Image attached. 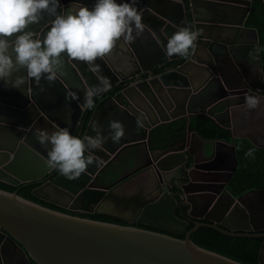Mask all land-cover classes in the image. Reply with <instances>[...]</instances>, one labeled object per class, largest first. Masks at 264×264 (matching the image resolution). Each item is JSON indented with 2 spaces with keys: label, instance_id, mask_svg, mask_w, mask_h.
<instances>
[{
  "label": "water",
  "instance_id": "obj_1",
  "mask_svg": "<svg viewBox=\"0 0 264 264\" xmlns=\"http://www.w3.org/2000/svg\"><path fill=\"white\" fill-rule=\"evenodd\" d=\"M95 2L59 0L57 11L63 13L79 6L91 9ZM249 2L135 0L143 14L145 31L134 42L118 40L109 55L94 62L98 70L62 54L67 69L61 68L52 82L57 89L58 106L43 105L35 95L34 80H26L19 88L0 80V181L16 185L42 180L31 193L53 204L182 233V237H177L132 224L69 214L0 188V264H7L2 249L4 240L22 255L21 261L8 264H27L29 259L36 264H245L199 246L189 237L202 224L231 235L264 236V230L259 231L264 229V188L234 196L225 188V180L217 177L225 168L216 164L215 146L228 145L232 150V165L226 169L228 177L235 166L232 142L204 140L195 131L185 129L176 144L154 153L147 147V133L159 122L196 111L192 105L199 98H210L219 105L226 120L213 117L233 135L236 123L259 124L264 120V75L258 51L253 74L243 50L246 44L258 43L255 28L244 24ZM51 19L44 13L39 24L29 26L34 38H43ZM181 27L202 29L195 48L181 62L153 70L177 57L166 54V45ZM25 74L21 69L12 78ZM102 78H107L111 87L93 97L95 107L83 128L75 133L85 109V94L93 86L102 87ZM45 82L41 79L38 83ZM246 94L259 98L255 108L247 106ZM72 95L78 99H71ZM113 119L123 122L125 139L119 143L108 139L101 149L86 152L94 162L78 179L68 180L47 165L51 144L41 145L38 131L50 134L67 128L70 134L83 139L94 136L93 125H98L108 135V122ZM130 146H139L130 156L145 158L130 169L138 170L143 181L137 189L120 191L115 186L130 172L107 182L99 178L112 158ZM189 159L185 167L188 179L180 187L188 203L187 214L205 221L194 220L187 227V220L174 213L176 201L168 185L172 175L181 171ZM211 184L220 186L218 193L207 191ZM203 195L208 196L202 200ZM257 260L264 264V239Z\"/></svg>",
  "mask_w": 264,
  "mask_h": 264
},
{
  "label": "clouds",
  "instance_id": "obj_2",
  "mask_svg": "<svg viewBox=\"0 0 264 264\" xmlns=\"http://www.w3.org/2000/svg\"><path fill=\"white\" fill-rule=\"evenodd\" d=\"M58 8L59 0H0V80L5 84L19 88L28 79L37 83L41 79L55 81L63 67L62 54L98 70L94 63L97 58L109 55L121 38L134 42L146 28L135 0H96L91 9L71 7L63 13H59ZM44 13L53 19L43 38H34L29 26L39 24ZM201 34L202 29L178 28L167 40L166 54L187 58ZM21 69L26 74L16 75L13 79V74ZM101 85L86 92L83 108L93 109V97L111 87L107 78H102ZM71 99L78 97L72 95ZM245 102L249 108H255L259 98L246 94ZM108 129V135H104L100 126L93 125L95 135L83 139L70 134L67 128H58L50 134L38 131L37 140L41 145L51 144L47 165L58 169L66 179L76 180L94 162L91 155H85L86 152L101 149L108 139L119 143L125 135L124 124L119 120H109ZM252 153L249 149L246 155Z\"/></svg>",
  "mask_w": 264,
  "mask_h": 264
},
{
  "label": "trees",
  "instance_id": "obj_3",
  "mask_svg": "<svg viewBox=\"0 0 264 264\" xmlns=\"http://www.w3.org/2000/svg\"><path fill=\"white\" fill-rule=\"evenodd\" d=\"M186 15L187 17H189L188 10L186 11ZM244 24L246 26L255 28L258 39L257 45L253 44L243 46V50L246 53V58H248L249 60H254L258 51L259 63L264 75L263 0H250L249 9L244 19ZM189 29L191 30L190 27ZM184 59L185 57L177 56L170 59L168 63L176 64ZM162 65H160L158 68H161ZM194 105L195 104L192 105V108H194L196 111L189 113L187 116H177L173 119L159 122L151 127L147 133V147L155 153L160 149L174 145L180 140L185 129L195 131V133L204 140L220 139L227 142H232L235 155V166L231 170L230 175L224 185L227 191L232 195L237 196L244 191L252 188H264V145H257L244 134L237 133L233 135L230 132L229 128L218 123L213 115L215 110L219 109V105L215 104L212 108H209L207 110L197 108ZM91 110L92 109H84L83 113L81 114L80 123L75 128V133H77L80 128H83L86 120L90 115ZM249 149L253 150V153L250 156L246 155ZM110 167L111 166H109V168ZM56 171H58V169ZM37 184V180L23 181L19 182L16 185L0 181V188L7 191H15L18 195L24 198L65 213L121 224H132L166 232L177 237H182V233L166 231L161 228H155L140 222L135 221L129 223L127 221L105 214L72 210L53 204L51 202L38 198L31 193V189ZM175 189L177 188H170V194L177 202L176 209L174 210L175 215L180 218L186 219L187 227H190L193 224L194 220L205 221L202 218H194L187 214L186 209L188 204L182 201L180 195L178 194V191ZM219 226L223 227L222 225ZM261 230L264 229H259V231ZM189 237L194 243L199 246L213 250L245 264H260L257 260V254L264 236L231 235L209 225L202 224L191 231ZM27 264L36 263L32 259H29Z\"/></svg>",
  "mask_w": 264,
  "mask_h": 264
},
{
  "label": "flooded vegetation",
  "instance_id": "obj_4",
  "mask_svg": "<svg viewBox=\"0 0 264 264\" xmlns=\"http://www.w3.org/2000/svg\"><path fill=\"white\" fill-rule=\"evenodd\" d=\"M172 64L173 63L166 62L165 64L162 65L161 68H158L157 67V68H155L153 70H157L158 71V70L164 69L166 66L169 67ZM254 69H255V67H254ZM262 92L264 93V90ZM218 111H219V109H218ZM259 122H260L259 123L260 125L259 124H256V125H253L252 128H251V133L253 135L252 138L250 136L246 135L254 143H256V142L264 143V132H263L264 131V120L259 121ZM261 129L263 131H261ZM210 141H212V140H210ZM215 147H216L217 156H218V158L216 159V164L218 166H220L221 168L222 167L225 168V170L222 173L218 174L217 177L220 180L221 179L222 180H225V182H226L227 178L229 177V176L227 177V170L226 169L227 168H230L231 165H232V154H231L232 153V150H231L230 147H228V150L226 149L225 150V153L222 154V151L220 150L221 148L220 147L218 148V146H215ZM137 148H139V146L138 147L130 146V147L124 148L121 151H119L116 154V156H114L112 158V160L110 161V163L108 164L111 167L109 168V166H106L105 169H103V172H102L101 177L99 179L102 180V182L103 181L107 182V181L113 179L114 177H117V176L121 175V173H123L125 171H128L130 173L127 174L126 176H124L122 182H120L119 184H117L115 187H116L117 190H120V191L121 190L122 191H128V190H131V189L134 190L135 188L137 189V187L140 184V182L143 181L141 179V177H140L141 174L138 173V170L131 171L130 169L133 166H137L138 164H141L145 160L144 156H140L139 158H135V157L130 156L131 155V152H133V150H135ZM189 158L191 159L190 156H189ZM190 159L187 160V162H186L187 164L186 165H182L181 171H179V172L176 171L172 175V177H171V184L168 185V191H169V193H170V188H175V187L177 188L175 190L178 191V194L180 195V197H181V199H182L183 202H185V200H184L183 191H182L180 185L188 179L187 173L185 172V167H187L188 163L190 162ZM119 162H123L124 165L122 166V168L120 169V171L118 173H116L117 175L114 176V177H112L111 175H109L108 172H110L111 168L116 163H119ZM106 175L108 177H106ZM37 181H38V184H39L42 180H37ZM224 185H225V183H224ZM207 188H208L207 191H213V192H216V193H218L219 190L221 189L218 184L208 185ZM207 196L208 195L201 196L202 200H204ZM185 203H187V202H185ZM176 206H177V202H176ZM176 206H175V209H176ZM187 208H188V206H187ZM186 212H187V209H186ZM97 214H103V213H97ZM105 215H107V214H105ZM108 216H110V215H108ZM111 217H114V216H111ZM114 218H116V217H114ZM133 222H135V221H133ZM136 222H138V221H136ZM149 226H151V225H149ZM152 227H154V226H152ZM155 228H158V227H155ZM2 249H3V255H4V261H5V263L8 264V263H11V262H19V261H21V257H22L21 251L17 247H14V246L10 245L6 240H4V242H3Z\"/></svg>",
  "mask_w": 264,
  "mask_h": 264
},
{
  "label": "crops",
  "instance_id": "obj_5",
  "mask_svg": "<svg viewBox=\"0 0 264 264\" xmlns=\"http://www.w3.org/2000/svg\"><path fill=\"white\" fill-rule=\"evenodd\" d=\"M245 34L248 37L251 36L250 32H245ZM136 41H138V40H136ZM246 45H253V44H246ZM244 57L246 58V53L244 54ZM246 60L249 63V66L252 69L253 74H255V69H254L255 59L249 60L248 58H246ZM64 67L67 69V66L65 65V63H63L62 68H64ZM67 73H68V71H67ZM35 84H36L35 86L37 87V91L35 92V95L42 101L43 105H45V106H58V104L56 103L57 89L53 87L52 82L47 81V82L42 83V84H39L36 82ZM194 104H195L194 106L197 108H202V109L207 110L209 108H212L215 105V102L211 101L210 98H205V99L199 98V99L195 100ZM214 115H217L218 119H220L222 121L226 120L224 114H221L218 110L217 111L215 110ZM256 124L257 123H250L249 124L248 121L244 122V125H239L238 123H236V125H238V126L236 127L235 132L248 135L252 138L253 135L251 133V128L253 125H256ZM129 135L131 136L132 134L130 133ZM123 139H125V137H123ZM216 146H218V148L220 147L221 148L220 150L223 152H225L226 149L228 150V145L218 144ZM135 147H138V146H135Z\"/></svg>",
  "mask_w": 264,
  "mask_h": 264
},
{
  "label": "rangeland",
  "instance_id": "obj_6",
  "mask_svg": "<svg viewBox=\"0 0 264 264\" xmlns=\"http://www.w3.org/2000/svg\"><path fill=\"white\" fill-rule=\"evenodd\" d=\"M206 144H209V142H207ZM123 162H119V163H116L110 170L109 175H111L112 177L116 176L120 169L122 168L123 166Z\"/></svg>",
  "mask_w": 264,
  "mask_h": 264
}]
</instances>
